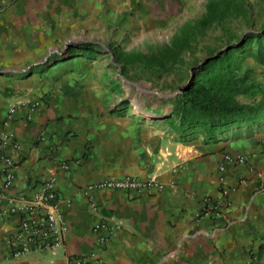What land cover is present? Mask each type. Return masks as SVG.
<instances>
[{"label":"crops","instance_id":"obj_1","mask_svg":"<svg viewBox=\"0 0 264 264\" xmlns=\"http://www.w3.org/2000/svg\"><path fill=\"white\" fill-rule=\"evenodd\" d=\"M208 1L0 0V133L13 131L20 144L5 148L16 165L9 193L29 195L55 177L68 227L60 246L16 257L7 240L18 217L0 220V264H71L91 253L112 264H264V115L213 139L180 138L170 105H131L102 60L68 53L98 49L93 37L160 35ZM225 154L246 160L227 163ZM125 176L160 186L86 191ZM217 203V214H204ZM100 219L121 226L101 247L92 233Z\"/></svg>","mask_w":264,"mask_h":264},{"label":"trees","instance_id":"obj_2","mask_svg":"<svg viewBox=\"0 0 264 264\" xmlns=\"http://www.w3.org/2000/svg\"><path fill=\"white\" fill-rule=\"evenodd\" d=\"M239 9L240 5L234 0H209L203 14L194 22L187 23L180 36L157 46L148 45L144 50H123L118 45H112V59L120 65L123 75L128 66L165 71L167 65H174L182 51L189 47L195 30L201 32ZM250 36H253L250 44L257 43L255 51L250 45L245 46ZM244 39V42L233 43L229 50L209 55L193 66L188 79L180 86L182 90L179 91L178 86V93L168 99L171 106L169 120L179 129L180 138H191L198 133L208 140L213 139L224 127L237 122L254 121L264 115V85L253 79L251 68H242L245 56H253L256 62L264 63V34L248 33ZM69 52L87 58L98 55L93 43H85L81 49ZM240 96L251 98V102H242ZM258 96L260 98L257 100ZM158 110L155 108L153 112Z\"/></svg>","mask_w":264,"mask_h":264},{"label":"rangeland","instance_id":"obj_3","mask_svg":"<svg viewBox=\"0 0 264 264\" xmlns=\"http://www.w3.org/2000/svg\"><path fill=\"white\" fill-rule=\"evenodd\" d=\"M234 1L240 5V9L233 10L225 20L215 22L201 32L195 30V36L189 47L182 51L179 60L174 65H167L168 68L165 71L128 66L123 75L119 69L120 65L110 59V47L119 42L123 50H144L148 45L157 46L163 42H170L173 37L180 36L182 28L187 26V23L194 22L203 14L204 4L200 5V10L195 11L194 18L189 19L180 27L168 29L160 35H154L142 41H136L135 38L108 41L105 37H93L91 40L99 44L96 57L102 60L101 67L108 77H113L115 82L117 80L115 76L119 78L121 96L127 97L128 103L134 106L151 105L165 108L170 105L168 99L178 91L176 88L188 79L193 66L198 65L209 55L213 56L229 50L233 43L244 42V36L248 33L264 34V0ZM252 38L253 36H250L245 46L250 45L252 51H255L257 43L250 44ZM242 68H251L253 79L261 84L264 82V63L256 62L253 56H245ZM239 99L242 102H251V98L246 96H240Z\"/></svg>","mask_w":264,"mask_h":264},{"label":"built area","instance_id":"obj_4","mask_svg":"<svg viewBox=\"0 0 264 264\" xmlns=\"http://www.w3.org/2000/svg\"><path fill=\"white\" fill-rule=\"evenodd\" d=\"M36 103H33L34 107ZM16 111V104L8 108L11 117ZM17 151L20 144L13 131H3L0 133V220L13 216L18 217V231L7 240V246L13 256L20 257L27 254L33 248H55L62 244L64 235L68 227L63 221V214L59 208V194L55 188V177H49L42 181L38 188L32 190L29 195H14L9 193V189L15 178V162L6 153L5 148ZM245 157L242 155L231 156L225 154L223 161L227 163H243ZM62 168L68 169V165L62 164ZM225 165L220 164V171ZM160 186L153 179L140 180L131 176L117 179H103L86 186V191L93 189L135 191ZM223 195L228 193V189H221ZM207 203V201H205ZM206 205V204H205ZM219 203L210 208L205 206L204 214L210 211L216 212ZM119 223L110 224L104 219L98 220L92 227V233L97 246H103L111 235L120 229ZM71 264H112L97 257L94 253L89 255L74 256L70 259Z\"/></svg>","mask_w":264,"mask_h":264},{"label":"water","instance_id":"obj_5","mask_svg":"<svg viewBox=\"0 0 264 264\" xmlns=\"http://www.w3.org/2000/svg\"><path fill=\"white\" fill-rule=\"evenodd\" d=\"M72 41H69L67 44L69 45L70 43H71ZM221 52V51H220ZM182 90V88L180 87V90L179 91H181ZM178 93V91H176L175 93H174V95L175 94H177Z\"/></svg>","mask_w":264,"mask_h":264}]
</instances>
